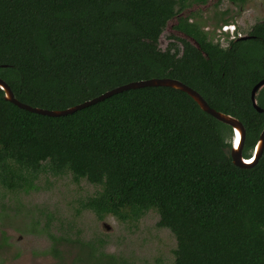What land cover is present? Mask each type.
Returning <instances> with one entry per match:
<instances>
[{
    "label": "trees",
    "instance_id": "1",
    "mask_svg": "<svg viewBox=\"0 0 264 264\" xmlns=\"http://www.w3.org/2000/svg\"><path fill=\"white\" fill-rule=\"evenodd\" d=\"M184 4L0 0V78L20 102L48 110L131 82L177 79L243 123V156L250 158L264 129V112L251 99L264 77V21L246 40L221 48L179 17L178 28L207 57L188 40L182 55L175 46L163 51L158 38ZM232 134L186 93L169 87L124 91L61 117L20 109L0 89V200L5 193L36 190L43 172L71 174L76 183L98 187L80 203L98 220L138 221L155 211L157 226L176 240L172 264H264V152L250 168L235 166L224 153ZM48 236L59 258L53 264H68L57 249H70L64 243L80 247L70 264H90V253L103 264L118 262L100 251L101 239Z\"/></svg>",
    "mask_w": 264,
    "mask_h": 264
},
{
    "label": "rangeland",
    "instance_id": "2",
    "mask_svg": "<svg viewBox=\"0 0 264 264\" xmlns=\"http://www.w3.org/2000/svg\"><path fill=\"white\" fill-rule=\"evenodd\" d=\"M224 9H227L225 16L213 14V7H208L197 18L192 17L201 25L209 41L221 43L223 47L237 35L247 36L255 24L264 21V0H247L242 8H231L223 0L217 12L222 13ZM172 26H167L161 38L162 47ZM245 44V48L252 45ZM259 103L263 108L264 91ZM232 138L233 134L228 141ZM34 185L36 190L5 193L0 200V207L1 203L4 205V209L0 208V264L56 263L59 258L52 252L54 243L49 232L56 238L101 239L100 251L118 259L111 264H121L123 260L128 264H172L176 240L170 230L157 226L159 215L155 211L147 212L138 221L122 222L112 216L98 220L92 212L80 210V203L98 187L85 180L76 183L71 174L49 172L41 173ZM64 244L70 249L64 251V245H57V249L70 264L80 247ZM101 261L92 258L90 253V264H103Z\"/></svg>",
    "mask_w": 264,
    "mask_h": 264
},
{
    "label": "water",
    "instance_id": "3",
    "mask_svg": "<svg viewBox=\"0 0 264 264\" xmlns=\"http://www.w3.org/2000/svg\"><path fill=\"white\" fill-rule=\"evenodd\" d=\"M184 13H181L180 16H182ZM177 22V19H175ZM173 22L167 23V26H172ZM167 27V28H168ZM182 38L188 40L190 43L194 44L197 48L200 47L199 44L195 42V40L183 33L180 34ZM249 38V36H242L240 37V40H246ZM5 66V65H3ZM145 87H169L173 88L179 91H182L186 93L189 97H191L197 105L200 107L202 111L205 113L209 114L219 122L229 126L233 130V138L231 141L230 147L224 148V153L227 157H229L233 164L239 168H250L254 166L255 164L258 163L259 159L263 155L264 152V129L262 130L258 141L253 149V153L250 156V158H245L243 156V151H244V146H245V141H246V129L243 125V123L236 117L231 116L229 114H225L221 111H218L214 108H212L207 101L202 97V95L197 92L195 89L191 88L190 86L186 85L185 83L177 80V79H171V78H152L148 80H142V81H136V82H131L126 85H122L119 87H116L110 91H107L103 93L102 95L95 97L91 100L85 101L81 104L72 106L67 109L63 110H48V109H43V108H38V107H32L30 105H27L25 103L20 102L18 99H16L13 91L9 87V85L2 79L0 78V89L4 92V98L6 101L10 102L11 104L17 106L20 109L29 111L31 113L43 115V116H48V117H61V116H66L69 114H73L79 110H82L84 108H87L89 106H92L94 104H97L98 102H101L109 97H112L113 95L122 93L124 91L132 90V89H140V88H145ZM264 87V79L259 81L253 88L252 90V104L253 107L260 113L264 112V109L261 108L258 105V102L256 100V92L260 90L261 88ZM239 134L240 137V142L237 146H233V143L236 139V135Z\"/></svg>",
    "mask_w": 264,
    "mask_h": 264
},
{
    "label": "flooded vegetation",
    "instance_id": "4",
    "mask_svg": "<svg viewBox=\"0 0 264 264\" xmlns=\"http://www.w3.org/2000/svg\"><path fill=\"white\" fill-rule=\"evenodd\" d=\"M222 2H223V0H184L185 4H184L183 9L180 11V13H177V15H175V17L172 20L169 21V22H173V26H172V29H171V34L166 35V40L167 41H164L162 43V45H165L163 47L161 46V40H162L161 38H162L166 28H167V24H166L164 30L162 31V33L160 34V36L158 38L159 47L161 46L162 50L165 51L170 46H175L176 48H179L181 50V55H182V53L184 51L183 41L184 40L187 41V40L182 38V36H180L182 31L178 28L179 23L176 22L175 19L181 17L183 19H187V21L189 23H196V25L199 26L197 21H193L192 17L197 18L202 12L206 11L208 7L209 8L213 7V9H214L213 14H221L222 16H225L227 14V9H224L222 11V13L221 12L220 13L217 12V8L221 6ZM226 2H227V5L229 7H231V8H235L237 6L242 8L247 3V0H244L243 2H241V0H226ZM181 13H184V14L182 16H180ZM196 13H199V14H196ZM221 22H227V21H225L224 19H221ZM226 26H228V25H226ZM199 30L201 32H204L202 30L201 25L199 26ZM205 35H206V33H205ZM240 37H242V36L237 35L236 37H233V39L229 42V44L226 47H223V45L221 43H216V42L213 43V42L209 41L207 38H205V39H206L207 42H211V43H213V44H215V45H217V46H219L221 48H228V47H231V43L232 42L238 43L239 40H240ZM252 37L255 38V36H252ZM195 42L197 44H199L196 40H195ZM190 44H192V43H190ZM192 45H193V47H195L201 53V55L207 57V53L201 48L200 44H199L200 45L199 48H197L194 44H192ZM263 79H264V77L261 80H263ZM263 91H264V87L261 88L260 90H258V92H256V98H259L260 95L263 93ZM251 96H252V92H251ZM251 99H252V97H251ZM252 153L253 152H251V155H252Z\"/></svg>",
    "mask_w": 264,
    "mask_h": 264
},
{
    "label": "snow or ice",
    "instance_id": "5",
    "mask_svg": "<svg viewBox=\"0 0 264 264\" xmlns=\"http://www.w3.org/2000/svg\"><path fill=\"white\" fill-rule=\"evenodd\" d=\"M239 142H240V137H239V134H237V135H236V139H235V141H234V143H233V146H234V147L237 146V145L239 144Z\"/></svg>",
    "mask_w": 264,
    "mask_h": 264
}]
</instances>
